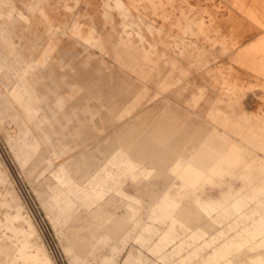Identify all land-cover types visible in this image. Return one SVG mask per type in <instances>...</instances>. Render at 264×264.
<instances>
[{
	"label": "rangeland",
	"instance_id": "1",
	"mask_svg": "<svg viewBox=\"0 0 264 264\" xmlns=\"http://www.w3.org/2000/svg\"><path fill=\"white\" fill-rule=\"evenodd\" d=\"M15 1L17 8L0 9V264H170L162 262L166 258L192 264H264V182L245 203L221 209L227 219L217 223H227V228L215 237L219 244L209 245L212 250L205 251L209 246L204 245L196 251L163 253L136 250L139 245L132 240L121 251L110 249L111 243L119 246L117 239L97 244V227L125 213L122 198L110 192L103 212L96 204L83 209L77 204L73 211L68 199L58 198L52 178L60 162L77 168L86 159L100 164L115 144L133 135L135 127L148 128L150 122L166 118L175 124L184 116L182 112L197 110L200 104L203 110L214 103L224 108L237 105L217 102L211 91L205 101L206 92L201 94L196 86L181 89L186 103L171 100L154 105L150 101L154 91L167 94L158 83L135 87L125 105H113L114 98L105 100L101 87L89 83L78 70L96 65L95 76L105 75L113 82L126 67L115 59L110 45L106 44L104 53L102 39L89 42L80 36L86 29L110 28L108 23L98 26L99 21H122L128 14L161 30L168 28L165 36L173 32L183 36L184 42L177 46L185 52L197 51L199 68L214 66L210 76L219 87L232 89L238 96L257 94L255 117L264 131V0H56V9L49 6L53 0H38L31 9ZM74 20L85 22L76 26L71 23ZM189 38L194 43H188ZM240 59L253 64L246 66ZM141 103L149 105V112L135 123L128 122ZM254 108L252 99L248 109ZM192 147L193 143H185L179 150L188 152ZM51 150L55 152L52 160ZM155 182L140 176L126 177L121 183L140 195L142 218L147 216L145 207L163 189L162 182ZM204 188V194L213 197L221 189L217 185ZM184 206L194 209L195 202L182 198ZM88 212L92 217L100 212L99 221L87 218ZM162 223L153 221L155 240L159 236L155 229ZM89 229L95 230L89 234ZM132 246L136 249L127 251Z\"/></svg>",
	"mask_w": 264,
	"mask_h": 264
},
{
	"label": "crops",
	"instance_id": "2",
	"mask_svg": "<svg viewBox=\"0 0 264 264\" xmlns=\"http://www.w3.org/2000/svg\"><path fill=\"white\" fill-rule=\"evenodd\" d=\"M19 1L27 9L35 7L38 2ZM55 1L50 3V8L56 9ZM7 6L15 9L18 5L15 0H0V9ZM84 22L74 20L71 23L79 26L77 24ZM107 23L110 28L100 31L93 25V31L83 30L80 37L89 42L95 38L102 39L105 43L101 45L104 53H107L106 44L110 45L115 59L121 61L126 70L120 71L113 82H109L105 75L95 76L96 65L87 70H78L89 83L101 87L105 100L114 98L113 105H125L131 101L135 87H150L158 83L161 90H167V94L154 91L150 97L154 105L171 100L185 102V95L180 91L189 86L198 87L201 94L206 92V96L211 91L217 102H235L237 105L224 108L214 103L203 110L204 105L200 104L197 110L181 113L187 117L193 115L195 119L189 120L182 116L175 124L167 118L156 119L149 123L151 125L148 128L135 127L133 135L122 139L121 144H115L100 164L86 159L77 168L60 162L52 171L55 192L60 193L58 198L68 199L73 211L77 204L81 209L84 205L96 204L101 205L100 212H103L105 202H108L106 196L110 192L122 198L125 208L123 216L106 226L101 223L95 231L97 244L118 240L119 246L111 243V250L121 251L129 240L138 244L139 248L132 246L127 251H141L143 248L163 253L189 252L202 249L204 245L215 246L220 242L215 241V237L227 228V223H217L220 219H227L221 209L245 203L263 187L264 174L261 168L264 162V131L262 121H257L255 117L257 94L250 91L238 96L231 93L232 89L219 87L210 76L214 66L199 68L198 52H185L183 46H177L178 42H184V37L178 38L174 32L173 35L165 36L164 32L168 28L161 30L148 21H137L135 15L130 14L122 21H101V24L99 21L98 26ZM187 42L194 43L190 38ZM231 59L238 60L234 57ZM239 62L246 66L253 64L248 59H240ZM133 73L137 75L135 78L130 77ZM252 99L255 100L253 110L248 109ZM148 107L141 103L128 122L135 123L140 115L149 112ZM185 143H193L192 150L180 151L179 147ZM48 155L52 160L55 152L51 150ZM140 176L148 178L153 184L158 180L163 186L158 199L145 207V218L139 216L143 209L140 195L121 187L126 177L135 180ZM232 179L240 183L234 185ZM205 185L219 186V196L204 194ZM136 191L141 192L138 188ZM187 197L195 202L194 209L188 206L181 208L182 198ZM100 212L94 217L88 212L87 218L99 221ZM153 221H163L155 229L159 235L156 240L151 229L155 227ZM101 229L105 231L101 233ZM93 230L89 229V234ZM210 246L204 250H212ZM162 262L192 264L183 260L167 261V258Z\"/></svg>",
	"mask_w": 264,
	"mask_h": 264
},
{
	"label": "bare ground",
	"instance_id": "3",
	"mask_svg": "<svg viewBox=\"0 0 264 264\" xmlns=\"http://www.w3.org/2000/svg\"><path fill=\"white\" fill-rule=\"evenodd\" d=\"M257 1H258V0H257ZM257 1H256V2H257ZM259 1H260V0H259ZM204 2H205V1H204ZM260 2L262 3V1H260ZM202 3H203V2H202ZM257 4H259V3L257 2ZM261 8H263V7L261 6ZM206 13H207V12H206ZM222 14H223V13H222ZM198 15H199V14H198ZM217 15H218V14H217ZM234 15H235V14H234ZM238 16H239V14H238ZM238 16H237V17H238ZM221 17H222V16H221ZM221 19H222V18H221ZM236 19H238V18H235V20H236ZM239 19H240V18H239ZM230 20H231V19H230ZM237 21H238V20H237ZM241 22H242V21H241ZM236 23H237V22H236ZM239 23H240V22H239ZM239 23H237V24H239ZM223 24H224V23H223ZM233 24H235V23H233ZM237 24H236V26H237ZM242 24H243V23H242ZM226 25H227V24H226ZM232 26H233V25H232ZM243 27H244V26H243ZM245 27H246V26H245ZM213 28H214V27H213ZM217 28H218V27H217ZM217 28H216V30H217ZM219 29H220V28H218V30H219ZM246 29H247V28H246ZM222 30H223V28H222ZM228 30H229V29H228ZM236 30H237V29H236ZM245 31H246V30H245ZM223 32H224V31H223ZM229 32H230V31H229ZM237 32H238V31H237ZM247 32H248V31H247ZM217 33H219V32H217ZM220 33H221V32H220ZM242 33H243V32H242ZM242 33H241V34H242ZM213 34H214V33H213ZM237 34H238V33H237ZM237 34H235V35H237ZM245 34H246V33H245ZM235 35H234V36H235ZM239 35H240V34H239ZM239 35H238V36H239ZM246 35H247V34H246ZM231 36H232V35H231ZM239 37H240V36H239ZM242 39H244V38H241V40H242ZM247 39H248V38H247ZM221 69H222V68H221ZM185 119H186V118H185ZM263 168H264V162H263ZM248 213H249V212H248ZM135 226H136V225H135ZM126 256H127V255H126ZM132 257H133V256H132ZM133 262H135V261H133ZM135 264H136V263H135Z\"/></svg>",
	"mask_w": 264,
	"mask_h": 264
}]
</instances>
